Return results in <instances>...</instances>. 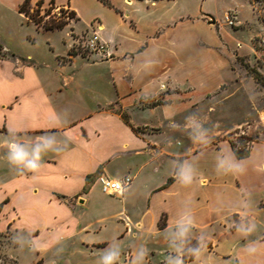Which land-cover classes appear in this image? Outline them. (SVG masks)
I'll return each instance as SVG.
<instances>
[{
  "label": "crops",
  "instance_id": "crops-1",
  "mask_svg": "<svg viewBox=\"0 0 264 264\" xmlns=\"http://www.w3.org/2000/svg\"><path fill=\"white\" fill-rule=\"evenodd\" d=\"M213 2L30 0L31 11L41 3L74 19L61 30L29 21L27 38L45 43L39 53L0 42V157L10 162L0 177V235L9 247L29 237L32 264L58 252V264H100L103 254L115 255L105 264L125 263L127 252V264H181L193 239L214 245L187 263L202 264L228 240L226 258L264 264V137L238 159L230 139L195 149L175 134L225 78L205 49L219 42L202 19ZM94 30L107 53L70 56ZM99 175L132 184L110 196Z\"/></svg>",
  "mask_w": 264,
  "mask_h": 264
},
{
  "label": "rangeland",
  "instance_id": "rangeland-1",
  "mask_svg": "<svg viewBox=\"0 0 264 264\" xmlns=\"http://www.w3.org/2000/svg\"><path fill=\"white\" fill-rule=\"evenodd\" d=\"M211 1H214L215 10L204 12L202 19L215 32L219 42L216 45L207 43L205 49L220 63H224L225 78L221 85L197 103L192 125H186L181 119L177 127H174L178 139L185 144L194 143L195 149L218 145L226 139L237 141L247 138L249 143H252L264 137V85L258 83L246 68H254L264 77V0ZM47 8L49 7H34L31 13L37 20L44 18L46 21L51 18L68 20L70 16L66 8ZM29 21L31 20L21 13L20 9L0 4V42H3L9 51L39 53L45 50L44 42L38 41L33 45L27 38L31 29L28 26ZM31 23L35 24L33 21ZM76 28L80 30L82 25L78 24ZM92 34L93 32H88L79 36L71 52L87 59L98 55L92 54L85 44L87 37ZM8 163L10 164L7 159L2 158L1 161L0 157V177L7 172ZM189 234H192L191 231ZM9 238L10 236H0V264H16L9 255L18 258L20 264H32L35 254L30 248L29 237L21 235L18 239L19 246L15 248L8 246L12 243ZM184 245L187 254L195 247L199 252L202 246L209 251L214 249V245L209 247L208 243L200 244L193 239L186 240ZM230 248L228 240L222 241L216 252L203 254L201 263L236 264L234 257L226 258L228 254L225 256ZM61 255L63 254L59 255V252L55 256L48 255L46 264H58ZM106 257L108 254L102 255L100 264L107 262ZM129 257L127 252L125 263L116 260L114 264H127Z\"/></svg>",
  "mask_w": 264,
  "mask_h": 264
},
{
  "label": "trees",
  "instance_id": "trees-1",
  "mask_svg": "<svg viewBox=\"0 0 264 264\" xmlns=\"http://www.w3.org/2000/svg\"><path fill=\"white\" fill-rule=\"evenodd\" d=\"M152 1H162V0H152ZM41 5H42L41 3H38V9H40ZM20 12L25 14L26 17H28L37 26L43 28L44 30H61L69 23L70 20L74 19V13L70 12V16L68 20H62V19L56 20L54 18H51L48 21H46L44 18H40L37 20V18L31 13L30 0H25V2L20 7ZM74 55L76 54L73 52H70V56H74ZM0 57L1 58L6 57V54L3 53L1 47H0ZM246 68L248 71H250L254 75L258 83L264 85V77L257 70H255L254 68H249L248 66H246ZM124 118L127 120L126 115H124ZM249 141L250 140L247 138H241V139H238L237 141H232V140L230 141L231 146L234 150V154L238 159H243L249 156L250 154L249 145L251 144L249 143ZM180 171H181V161H179L178 163L176 174L179 175ZM85 192H87V188L85 189ZM1 209H2V206H0V211ZM197 249L198 248L195 247L190 254H187L185 250L181 264H187L190 261H192L195 257L193 253L197 251Z\"/></svg>",
  "mask_w": 264,
  "mask_h": 264
},
{
  "label": "built area",
  "instance_id": "built-area-1",
  "mask_svg": "<svg viewBox=\"0 0 264 264\" xmlns=\"http://www.w3.org/2000/svg\"><path fill=\"white\" fill-rule=\"evenodd\" d=\"M85 44L92 54L104 55L107 53V45L100 38L99 33L96 30L93 31V34L90 37H87ZM97 179L101 184L102 191L110 196L122 195L126 188L132 184V178L130 176L116 180L99 175Z\"/></svg>",
  "mask_w": 264,
  "mask_h": 264
},
{
  "label": "clouds",
  "instance_id": "clouds-1",
  "mask_svg": "<svg viewBox=\"0 0 264 264\" xmlns=\"http://www.w3.org/2000/svg\"><path fill=\"white\" fill-rule=\"evenodd\" d=\"M15 159L17 160V161H22L23 159H24V154L22 153V152H17L16 153V156H15ZM30 167H34V165H30ZM183 231L180 233V235L181 236H183ZM250 251H254V249H251ZM195 256H198L200 253H199V251H195L194 253H193ZM141 255H143V253H141ZM115 258V255H112V256H108V257H106V261H112L113 259ZM176 264H180V262L179 261H177L176 262Z\"/></svg>",
  "mask_w": 264,
  "mask_h": 264
}]
</instances>
